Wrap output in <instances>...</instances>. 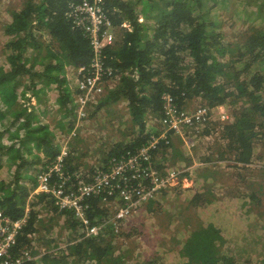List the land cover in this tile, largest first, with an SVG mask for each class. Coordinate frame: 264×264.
I'll use <instances>...</instances> for the list:
<instances>
[{"label": "trees", "instance_id": "trees-1", "mask_svg": "<svg viewBox=\"0 0 264 264\" xmlns=\"http://www.w3.org/2000/svg\"><path fill=\"white\" fill-rule=\"evenodd\" d=\"M79 1L22 0L18 6L8 8L10 20L2 26L6 41L0 58V172L5 170L7 176L0 175V210L17 219L28 205L27 223L17 235L16 245L11 249L13 255H18L23 247L29 248L34 235L47 247L57 249L42 255L34 250L31 255L36 258L26 264H128L137 257L131 252L133 247L118 251L116 221L85 236L82 224L73 213L67 208L58 209L49 195L35 194L29 198L37 183L39 166L54 161L61 147L68 146L70 137L75 135H71L75 132L73 93L77 92L76 80L83 74L78 70L88 67L93 55L86 34L75 28L67 16L69 5ZM101 1L113 27L112 43L103 50L104 62L115 69L119 78L114 88H106L94 111L123 102L131 131L128 129L122 139L103 152L97 169L106 170L110 158L119 159L127 151L134 152L146 145L151 136L160 135L166 128L159 121L165 93L173 98V104L180 111L187 110L188 103L197 98L211 110L232 106L231 121L222 126L221 132L222 142L226 144L217 160H224L233 168L252 162L264 164V143L260 142L264 141V2L255 4L254 0H245L250 6L256 5V19H252L246 30L235 34L234 41L226 42L206 0ZM243 12L248 19L253 14L245 8ZM50 94L54 101L49 103L57 108L59 117H47L50 120L45 122L40 114H43L41 105L45 106L46 95L50 100ZM31 98L35 100L34 105ZM147 117L157 120L159 125L149 127ZM174 135L179 136L173 130L167 131L168 144L161 139L152 152L154 166L164 175L171 167L162 172L154 158L159 152L162 158L167 156V146L174 147L171 143ZM181 154L174 147L170 157L176 162L181 160ZM211 158L204 159L209 163L196 174H186L188 178L193 174V185L186 188L189 195L185 206L191 214L183 213L180 208L172 215L182 214L180 224L185 225L177 230V234L183 235L181 239L172 238L174 247L180 246L169 248L179 258L177 264H238L227 239L234 237L236 253L248 254L247 232L253 225V214L257 213L258 218L264 214L260 195L263 186L259 191L246 190L226 196L234 194V189L226 183L230 177L219 178L217 161ZM75 159L68 150L64 162L69 173L77 167L73 164ZM178 177L181 180L183 175ZM175 186L161 187L157 195L162 192L164 195ZM219 187L226 190L224 197ZM220 196L229 201L228 211H223L219 218L221 223L228 224L230 232L211 220L198 218L207 208H215L222 199ZM152 200L142 203L139 209L145 203L150 208ZM87 203L90 224L104 219L100 218L107 211L102 208L99 197L88 199ZM118 203L124 202L120 199ZM44 209L53 214L47 221L40 216ZM59 221L63 229L77 235L58 243L59 239L51 236V230ZM239 239L245 241L244 246ZM263 244L262 241V246L255 247V254L264 249ZM158 259L156 264L166 263L165 258ZM247 263L264 264V254ZM135 264L153 263L137 261Z\"/></svg>", "mask_w": 264, "mask_h": 264}, {"label": "rangeland", "instance_id": "rangeland-1", "mask_svg": "<svg viewBox=\"0 0 264 264\" xmlns=\"http://www.w3.org/2000/svg\"><path fill=\"white\" fill-rule=\"evenodd\" d=\"M21 1L22 0H0V58L2 56V47L4 45V42L6 41V36L3 34L2 26L6 21L10 20L8 8H14L18 6ZM254 1L255 4H261L264 2V0ZM206 2L208 4V7L210 8L211 15L220 24L218 29L223 33L224 40L226 42L234 41V35L238 32L246 30L251 25V22L253 21L252 19H256L254 13L256 5L254 4L250 6L246 3L245 0H229L225 3L222 2V0H206ZM244 8L246 9L247 13H250V11L253 12L249 19L244 15ZM73 73L75 72H72V74ZM67 75L69 77L71 76L73 79V75H71V72H68ZM68 80L73 85L72 80ZM106 92L107 89H105L102 96H104ZM44 99H46L45 106L43 107L44 104L41 105L43 114L40 113L41 116H43V121L45 120L46 122H48L52 117L58 118L59 112L57 108L53 104L49 103V101L51 102V100L54 101V97H52L50 94V100L48 95H46ZM31 101H34V99L31 98ZM200 101L201 100L199 98L191 100L186 108L194 109L201 105ZM95 104H91L87 107L86 117L84 116L83 118L78 119L76 114H73L75 115L73 126L75 129V135L70 137L69 144L67 146L68 150L72 151L73 156L76 158L73 161V164L75 163L77 166L75 167V171H81L83 173L82 175H80L81 179H85L84 176H86L87 171L90 172L92 170L100 168V162L102 161L103 152H105L109 146L113 145L119 139H122V137L124 136L123 133L128 131V129L129 132L131 131V121L127 116V110L123 102L112 104L110 106H104L97 112L96 110L94 111ZM220 107H223V109L229 114L228 119H218V110L215 108V110H211L212 114H210V119L206 121L202 126H200L198 131H188L183 133V135L178 136L181 142L184 140L183 143L185 142L184 146L186 150L185 151L182 146L180 147V152L182 153L181 161L184 160L183 153L184 155L192 154L195 158L199 159L203 158L204 156H206V158L212 157V160L217 161L216 166L217 171L219 172L218 177L224 179V177L228 175L230 177L229 182L232 183L231 179L234 178V172L232 170L233 167L230 166V163L225 162L224 160L217 159L219 157L218 153L226 144V142L223 143L221 139L222 126L231 121L230 114L233 108L232 106ZM92 113L94 114V116ZM6 123L7 121L4 122V125ZM147 124L149 127H157L159 125L158 121L151 117H147ZM204 135H209V137L211 138L205 140L203 138ZM190 137L193 139H198L199 137L198 140H195L194 146H198L201 150L206 149L204 150L203 154H200V150L197 149L193 151V146H191V144L193 143H190V140L188 139ZM62 143L63 142H61V144ZM187 146L192 149L190 154H187L189 148ZM167 147L168 157H160L159 152L158 155H156L154 158V163L162 172H164L165 169L169 167H171L170 171H180V174H182L183 177L181 180L178 179V181L173 184L176 185L175 187H172L165 191L164 195L163 192L158 194L151 201L152 204L150 205V208H148L149 203H145L144 206H141V209L137 210L127 218L120 219V221L117 220L115 216L116 208H118L119 206L118 201L114 200L113 202L109 203H101V205L103 206L102 208L107 211V214L102 215L101 217L110 219V222H117L118 233L116 235V239L118 244V251L120 252V250H125L129 247H133V249H131V252L137 256L136 258L134 257L132 260H130L131 262H128V264H135V262L137 261H139L140 263L144 261H150L151 263L156 264L158 261H160V259H158L159 257L165 258V264H175L177 261H179V258L169 251V248L176 249L178 246H180L176 245L174 247L172 238L177 237L178 240L181 239V236L183 235L177 234V230L180 228V226L181 229H183L185 225L182 226V224H180V222L182 221V214H175V216L172 215L175 210L180 208V211L182 210L183 213L185 212L186 214H191L190 211L186 210L185 207L187 202L186 197L189 195V192L186 191V188H188V186L190 185V180H193L194 173L188 178L186 176L188 169L186 167H183L180 164L179 160L175 162V159H172L170 157V153L173 147ZM176 148L179 149V146H176ZM208 149H210L211 152L209 153V155H206V151ZM196 167H198L197 169L199 170L200 167L205 166L201 164ZM225 167L230 168L227 174H224ZM30 172H32V170H30ZM0 175L6 177L7 173L5 170H2L0 172ZM178 184H181V186H178ZM229 188H231L230 184ZM232 189H234V187ZM218 191L221 195L227 193L226 190L223 189V187H219ZM228 202L229 201H227L226 198L220 199L217 202L215 208H212L214 212L211 211L212 209L207 208V210L203 211L198 218L201 221L211 220L215 223L216 226L223 227L225 228L226 232H230L228 224L221 223V220L219 218L222 215L223 211H228ZM52 215L53 214L51 212L47 213L45 209L40 214L44 221L50 219ZM61 225L62 222L59 221L58 225L51 230V236L54 239H59L58 243H64L68 236L77 235L76 232L74 233L72 231L63 229ZM260 225H262V223ZM165 226L168 227V229H165ZM187 232L188 231L184 232L185 237L187 235ZM42 233L44 234V232ZM33 237L34 238L31 242V245L29 246L31 252L37 250V253L39 254L42 252L54 253V251L57 250L47 247L42 241L37 239V235H34ZM239 241L242 246L245 245V241L243 239H239ZM259 241L262 243L261 238L259 239ZM53 244L54 243H52L51 246H53ZM227 245L229 248H231L230 252L232 256L235 255L238 259V264H248L247 261L249 259H253L251 255L252 251H249L248 254H240L236 253L237 251H234V237L227 239ZM259 251V253L257 252L255 254V257H262V255L264 254V249Z\"/></svg>", "mask_w": 264, "mask_h": 264}, {"label": "built area", "instance_id": "built-area-1", "mask_svg": "<svg viewBox=\"0 0 264 264\" xmlns=\"http://www.w3.org/2000/svg\"><path fill=\"white\" fill-rule=\"evenodd\" d=\"M69 7L67 16L75 28L84 31L93 52L89 66L78 70L83 74L81 79L76 80L77 92L73 93L74 113L80 119L86 115L87 107L95 104L106 88H114L119 76L116 75L115 69L105 65L104 62L103 50L105 46L112 43L113 27L104 12L102 1L81 0L71 3ZM172 99L168 93L163 96V115L159 121L166 128L159 136H151L146 145L134 152L127 151L119 159L110 158L104 171L101 169H96L93 173L87 171L85 179L80 178L83 174L81 171L69 173L64 162V157L68 155V148L64 144L55 160L46 162L36 173L37 183L29 198L35 194H48L58 209L67 208L73 213L82 224L85 236L96 233L110 222V219L101 217L102 220L96 224L89 223L86 216L88 199L99 197L101 203L114 200L119 202L122 199L123 205L119 203L116 208L117 220L131 216L139 210L142 203L154 199L161 187L173 185L179 179L180 171L169 169L166 175L161 174L152 161V152L161 143L160 140L163 139L165 144L169 142L166 139V132L173 130L175 134L183 135L188 131H198L212 114L211 109L203 105L180 111L173 104ZM216 109L218 119L229 118V114L223 107ZM74 134L75 132L71 133V135ZM72 176L75 177L74 181L71 180ZM27 207L24 214L17 219H12L0 210V264H26L29 260L36 258L31 255L30 247H23L18 255H13L11 252L16 245L19 231L27 223Z\"/></svg>", "mask_w": 264, "mask_h": 264}, {"label": "crops", "instance_id": "crops-1", "mask_svg": "<svg viewBox=\"0 0 264 264\" xmlns=\"http://www.w3.org/2000/svg\"><path fill=\"white\" fill-rule=\"evenodd\" d=\"M34 101H31V103L33 102L32 103L33 105L35 104ZM95 116H97V115H95ZM203 138L205 140H208L211 137H209V135H204ZM188 139L190 140V143H193V144H191V146H193L192 147L193 151L195 149H197V150H200V152H201L200 154H203L204 153V150H206V149L201 150V149H199L198 146H194L195 140H198L199 137H198V139H193L191 137L188 138ZM183 141L181 142L177 135L172 136V139H171V143L174 145V147L179 146V150H180V147L181 146L185 150V146H184V143L185 142L183 143ZM260 142L261 143H264V141H260ZM187 147H189V146H187ZM192 149H190V147H189L188 148V151H187V154H190L191 151H192ZM259 149L260 148L258 147L257 148V152L259 151ZM206 152H207L206 155H209V153L211 152V150L208 149ZM156 155H158V153ZM159 156L160 157L162 156V152L159 153ZM183 157H184V160L183 161L179 160L180 161V164L183 167H186L188 169V172L194 173V174H196L198 171H200V170H202L204 168V167H200V169L198 170L197 169L198 167H196V166H199L201 164L203 166H206L207 163H209L208 160H204L206 158V156H204L203 158L199 159V158H195L194 155H192V154H190V155H184V153H183ZM183 162H185L186 164L183 163ZM252 163L246 164V165H241L240 164L239 166H236V167L234 166V169L232 168V170L234 172V178L231 179L232 183L229 182V181H227L226 183L230 184L231 185V188L234 187V194H231V195H228V196H233V195L235 196L239 192L245 191V190H248V192H251V191H254V190L255 191H259V189L263 186L262 191L260 192V195H261V201H262L263 206H264V167H261L264 164L263 163H258V162H256L255 164H252ZM43 165H40L39 166V170L36 173H38L41 170V168L43 167ZM65 166L68 169L67 163L65 164ZM224 169H225V173L227 174V172H228V170L230 168L225 167ZM72 177H74V176H72ZM190 181H191L190 182V185L192 186L193 185V180H190ZM190 185L188 186V188L191 187ZM263 211H264V209H263ZM256 214L257 213H254L253 214L254 217H255L251 221V223H253V225L250 227V229L247 232V233H249L247 249L250 252L252 251V253H253L252 257H253V259L256 258L255 257V251H256L255 247L262 246V243L259 241V239L261 238L262 241L264 242V228H262V226H264V214H263V217H261V218H258V215H256ZM261 223H262V225H260ZM257 252L259 253L260 251L257 250ZM263 253H264V251H263Z\"/></svg>", "mask_w": 264, "mask_h": 264}, {"label": "clouds", "instance_id": "clouds-1", "mask_svg": "<svg viewBox=\"0 0 264 264\" xmlns=\"http://www.w3.org/2000/svg\"><path fill=\"white\" fill-rule=\"evenodd\" d=\"M100 99V98H99Z\"/></svg>", "mask_w": 264, "mask_h": 264}]
</instances>
